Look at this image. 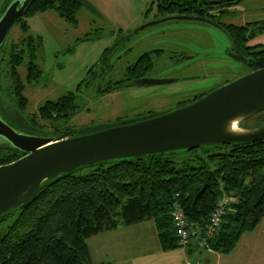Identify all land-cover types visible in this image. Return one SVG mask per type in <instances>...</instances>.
<instances>
[{"label": "trees", "instance_id": "16d2710c", "mask_svg": "<svg viewBox=\"0 0 264 264\" xmlns=\"http://www.w3.org/2000/svg\"><path fill=\"white\" fill-rule=\"evenodd\" d=\"M81 5V0H33L16 23L26 31L25 16L49 9L77 22ZM33 42L29 37L9 46L5 43L0 50V74L7 72L16 78L23 64L28 81L36 80L41 70ZM21 88L17 109L9 120L24 129L59 138L97 129L92 126L83 132L64 125L65 117L79 107L74 93L69 97L70 109L47 100L37 113L24 115L28 98ZM215 146L218 150L206 149L205 154H196L199 147L108 160L47 179L26 204L0 216L1 223L16 215L0 234V264H112L94 263L88 240L121 224L146 219L155 222L164 250L179 248L172 218L176 197L191 225L197 224L192 234L202 230V238L218 200L225 195L234 197L219 231L205 243L212 250L230 253L242 235L255 230L264 218V140ZM20 156L8 149L0 153V165Z\"/></svg>", "mask_w": 264, "mask_h": 264}, {"label": "rangeland", "instance_id": "374dc122", "mask_svg": "<svg viewBox=\"0 0 264 264\" xmlns=\"http://www.w3.org/2000/svg\"><path fill=\"white\" fill-rule=\"evenodd\" d=\"M7 1L0 0V13ZM81 1L82 5L76 14L77 22L67 20L56 10L49 9L28 15L27 17L25 16L28 22L26 31H23L19 22L11 29L6 39V45L9 46L12 42H19L22 41V38L29 39L31 37L37 49L36 64L41 72H43L39 83L34 85L26 82L24 94L28 98V105L23 112L24 115L37 113L47 100L56 99L67 91H73L76 96V103L81 108L75 112L69 123L74 128L85 132L86 127L89 125V127L96 125L95 128L105 127V122H110L115 116L133 115V112L137 111L138 108L154 107L160 109L171 105L174 106L177 100L184 97L187 98L191 93L196 91L206 90L207 84L212 83L211 77L209 79L202 78L194 82L168 83L159 86L152 92L149 89L123 86L111 93L101 95L98 91L100 85H105L109 78H123L126 72L107 75L104 78L106 81L96 78L94 83L90 85L84 81L87 77V72L94 64L102 60L101 58L106 48L111 50L117 39L123 38L122 36H125L126 32L130 30L131 34L135 28L144 24L147 18L151 17L150 15L146 18L145 12L153 0ZM249 1L245 0L239 6V9H242L244 5H254L257 11L260 9L264 11L262 9L264 0H252L253 4ZM174 24L176 22L167 21L161 25L155 24L149 26L138 33H132L129 36L131 38L130 41H134L136 38L177 40L198 37L190 31L179 33L180 29L177 28L184 26H171ZM163 26H170V28L164 29L165 32H162V30H159V27L163 28ZM213 33L218 36V41H227L221 32L213 30ZM118 53L123 52L119 50L115 51L116 55ZM133 55L134 53L132 52L122 57V69L127 65L125 59H131ZM19 69L24 75L28 72L27 66L23 64ZM2 74L4 76L5 73ZM80 83L81 85L78 87ZM189 84H192V86ZM152 93H163V95L157 97V95H150ZM0 104L1 111L7 119H10L13 111L17 109L15 100H13V94L10 91L0 93ZM39 121L43 123V120L39 119ZM8 149L7 147H1L0 153L7 152ZM206 149H209V152L218 150L215 145L205 146L200 147L196 154H205ZM178 154L186 155V152L185 154L182 152ZM15 216V214L11 215L0 223V234L7 229ZM202 234V230L198 235L192 234L188 245L169 250L172 251L168 254V258H171L172 264H217L214 256L208 253L210 248L206 247L203 243ZM104 235L108 237L106 247L103 245L105 243L102 240ZM118 238L119 236L115 233L91 237L88 243L93 249V262L99 263L105 260H112L114 264H118ZM122 243L126 244L123 241ZM151 243L150 237L147 239V242L141 243L143 244L142 247L137 248L141 249L147 245L151 246ZM134 244L136 245V241ZM230 260L228 259L229 262ZM227 263L226 259L220 262V264ZM126 264H129V262H126Z\"/></svg>", "mask_w": 264, "mask_h": 264}, {"label": "water", "instance_id": "95a60500", "mask_svg": "<svg viewBox=\"0 0 264 264\" xmlns=\"http://www.w3.org/2000/svg\"><path fill=\"white\" fill-rule=\"evenodd\" d=\"M32 1L8 0L3 5L0 50ZM262 110L264 69L246 74L190 104L160 115L71 137L59 138L24 129L7 119L0 109V148L7 147L21 154L13 162L0 165V216L26 204L47 179L86 165L264 139V124L254 128L238 126L239 122ZM191 227L195 233L197 224Z\"/></svg>", "mask_w": 264, "mask_h": 264}, {"label": "flooded vegetation", "instance_id": "af4514ba", "mask_svg": "<svg viewBox=\"0 0 264 264\" xmlns=\"http://www.w3.org/2000/svg\"><path fill=\"white\" fill-rule=\"evenodd\" d=\"M244 1L153 0L145 12L146 18L150 15L151 17L147 18L144 24L135 28L133 34L155 24L161 25L163 22L173 21L176 24L171 26H184L177 28L180 29L179 33L190 31L198 37L177 40L136 38L134 41H130L129 36L132 35L130 30L126 32L125 36H122L123 38L116 40L111 50L109 48L105 49L102 60L94 64L87 72L85 83L90 85L94 83L96 78L105 80L104 78L107 75L126 72L123 78L105 80V85L98 87L101 95L111 93L123 86L149 89L152 92L159 86L168 83L194 82L210 77L212 83L207 84L206 90L196 91L187 98L177 100L174 106L160 109L154 107L138 108L137 111L133 112V115L115 116L110 122H105V127L100 129L96 127L97 129L93 131L134 123L160 115L176 107L190 104L246 74L264 69V11L261 9L257 11L254 5H244L242 9H239ZM249 2L253 4L252 0ZM262 9H264V6ZM152 21L157 22L147 25ZM168 28L170 26H163V28L159 27V30L165 32L164 29ZM213 30L221 32L227 41H218V36L214 35ZM117 50L123 53L116 55L115 51ZM132 52L134 53L133 57L125 59L127 65L122 69V57ZM42 76L43 72L36 80L29 82L28 72H26V75L19 72L16 78L11 73L5 72L4 76L0 74V92L10 91L13 94V100L17 104L18 90L24 86L23 91L25 92L26 82L35 85L40 82ZM153 79L170 81L153 83ZM80 85L81 83L78 87ZM189 85L192 86V84ZM71 93L74 92L67 91L53 100L70 109L69 97L72 96ZM150 95L160 97L163 93H152ZM80 108L79 105L78 109L63 112L68 114L71 111V115L65 117L64 125L72 126L69 122ZM263 124L264 110L242 120L238 123V126L241 128H254ZM89 126L87 127L92 128V126ZM73 129L75 128L73 127Z\"/></svg>", "mask_w": 264, "mask_h": 264}, {"label": "crops", "instance_id": "0c3cea01", "mask_svg": "<svg viewBox=\"0 0 264 264\" xmlns=\"http://www.w3.org/2000/svg\"><path fill=\"white\" fill-rule=\"evenodd\" d=\"M112 233L119 236L117 241V253L119 255L117 256L119 260L118 264H126V262H129V264H172L171 258H168L169 252L172 251L162 248L157 228L153 220L146 219L130 225L121 224L113 230L105 231L100 234ZM100 234L95 236L97 237ZM150 237L152 240L151 246L147 245L141 249L137 248L142 247L143 244L141 243L144 241L147 242V239ZM102 240L103 243H105L103 245L106 247V240H108V237L104 235ZM122 241L126 244H123ZM135 241L136 245L134 244ZM90 252L93 260L92 247H90ZM208 253L214 256L217 264H220L221 260L224 259L227 260V264H264V218L255 230L245 232L242 235L236 247L230 253L224 254L212 249H210ZM228 259H231L230 262ZM139 260L140 262H138ZM163 260H165L164 263ZM109 262L114 264L112 260H109Z\"/></svg>", "mask_w": 264, "mask_h": 264}, {"label": "built area", "instance_id": "2783aa9c", "mask_svg": "<svg viewBox=\"0 0 264 264\" xmlns=\"http://www.w3.org/2000/svg\"><path fill=\"white\" fill-rule=\"evenodd\" d=\"M233 201L234 197L230 195H225L218 200L214 210L210 214L209 221L204 231L202 238L204 244L219 231L223 222V217ZM172 207V218L175 224L179 244L181 246L188 245L191 241L192 227L185 208L178 197L174 199Z\"/></svg>", "mask_w": 264, "mask_h": 264}]
</instances>
